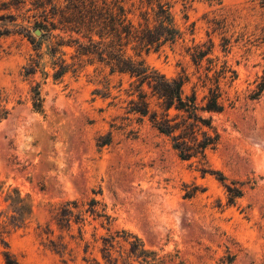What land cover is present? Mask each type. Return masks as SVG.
<instances>
[{"label":"rangeland","instance_id":"rangeland-1","mask_svg":"<svg viewBox=\"0 0 264 264\" xmlns=\"http://www.w3.org/2000/svg\"><path fill=\"white\" fill-rule=\"evenodd\" d=\"M33 1L0 0V33L6 31L0 36V109L8 110L0 118V212L7 210L4 197L13 189L31 209L23 227H0L13 258L19 264H107L100 238L125 232L161 264H228L227 257H233L229 264H264V91L250 98L264 70V3L177 1L172 14L181 40L143 55L147 66L168 78L187 75L186 92L197 85L199 98L198 79H204L207 63L196 67L189 48L211 40L208 58L214 69L225 63L236 73L232 81L220 80L225 109L214 116L220 139L205 164L226 184H242L243 195L227 205L226 190L215 176L203 174L196 160L180 161L165 137L126 113L127 76L83 59L76 72L52 79L49 52L54 49L55 57L71 64L75 47L65 46L67 34L53 30L50 37L36 27L42 18ZM58 43L64 46L57 48ZM37 54L36 74L25 77L23 69ZM36 84L40 112L31 104ZM108 133L110 144L97 147ZM90 198L106 206L110 225L88 218L81 227L83 241L78 226L60 231L53 210ZM58 237L67 245L62 255L50 244ZM116 240L111 254L117 264H141ZM5 250L0 243V264Z\"/></svg>","mask_w":264,"mask_h":264},{"label":"trees","instance_id":"trees-1","mask_svg":"<svg viewBox=\"0 0 264 264\" xmlns=\"http://www.w3.org/2000/svg\"><path fill=\"white\" fill-rule=\"evenodd\" d=\"M177 1L184 5L193 0H34L33 3L41 10L42 20L36 27L50 37L53 30L67 34L69 42L65 46L75 47V56L72 58L74 62L71 64L55 57L54 49L49 52L53 60L52 79L56 81L70 70L76 72L82 68L83 59L87 63L98 62L107 67L110 74L127 76L131 82L125 92L130 99L126 113L135 116L136 123L146 122L165 137L180 161L196 160L202 166L203 174L215 176L226 190L227 205H233L243 195L242 184H226L221 173L207 169L205 164L207 153L216 149L220 139L214 125V116L225 109L220 80L228 78L232 81L236 73L225 63L220 65L219 70L214 69V60L208 58L214 48L211 40L189 48L190 59L196 67H200L203 60L207 63L204 79H198L203 90L199 98L197 85L192 86L190 93L186 92L189 83L187 75L182 73L175 78H168L147 66L143 59V55L150 51H159L162 47L172 46L181 40V32L175 26L172 14ZM261 1L264 3V0ZM5 34L6 31H3L0 36ZM222 41L224 44L220 46L222 52L226 53L227 40ZM262 41L264 42V37ZM56 46L58 48L64 44L58 43ZM36 58L30 59L23 69L25 77L36 74L39 54ZM212 70L213 74L209 77ZM263 91L264 70L250 98L257 99ZM1 103L0 100V105ZM31 104L35 112L41 111L39 84L31 88ZM7 114V109H0V118ZM101 140L99 139L97 147L109 145L110 133ZM185 197L189 198L187 194ZM4 202L7 203V210L0 212V227L14 230L23 227L31 217L27 200L13 189L5 195ZM88 218L100 221L101 227L109 226L111 222L106 206L95 198H90L85 203L64 202L53 210L52 215V221L60 231L68 233L73 225L78 226L79 241H83L81 227ZM129 238L133 241L129 242ZM116 239L127 244L129 257L140 259L141 264H161L154 253L144 250L136 237L125 232L117 233L114 237L100 238V253L105 263L117 264L111 254ZM57 240L50 241V244L57 254L62 255L67 245L62 242L61 237ZM0 243L6 249L2 253L4 264H19L9 253L7 243L3 239H0ZM87 250L88 245H85L84 254ZM232 260L233 257H227L228 264Z\"/></svg>","mask_w":264,"mask_h":264},{"label":"water","instance_id":"water-1","mask_svg":"<svg viewBox=\"0 0 264 264\" xmlns=\"http://www.w3.org/2000/svg\"><path fill=\"white\" fill-rule=\"evenodd\" d=\"M34 34H35L36 36H39V35H40V32H39L38 30H36V31L34 32Z\"/></svg>","mask_w":264,"mask_h":264}]
</instances>
